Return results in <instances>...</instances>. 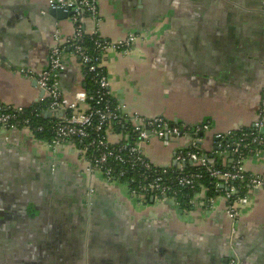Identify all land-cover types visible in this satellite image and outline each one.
Returning <instances> with one entry per match:
<instances>
[{"label": "crops", "instance_id": "obj_1", "mask_svg": "<svg viewBox=\"0 0 264 264\" xmlns=\"http://www.w3.org/2000/svg\"><path fill=\"white\" fill-rule=\"evenodd\" d=\"M50 9L48 0H0V103L44 108L56 118L61 113L47 112L37 74L48 65L56 30L67 38L74 24ZM263 9L262 0H99L100 35H137L129 51L105 55L112 97L130 113L208 124L203 154L228 167L232 154L219 150L217 136L264 118ZM93 25L84 19L87 31ZM63 60V96L89 91L69 48ZM108 136L122 138L115 129ZM153 138L143 148L158 166H175L176 149L192 141L179 136L164 147ZM87 166L73 142L55 147L26 130L0 128V264H75L77 216H86L90 238L102 233L103 264H223L233 255L228 264H264V190L249 194L235 222L223 195L212 207L202 190L188 209L152 196L143 202L125 182ZM244 167L264 178V150L248 155Z\"/></svg>", "mask_w": 264, "mask_h": 264}, {"label": "built area", "instance_id": "obj_2", "mask_svg": "<svg viewBox=\"0 0 264 264\" xmlns=\"http://www.w3.org/2000/svg\"><path fill=\"white\" fill-rule=\"evenodd\" d=\"M48 4L72 12L67 19L74 24L70 37L64 38L62 30H56L49 47L48 65L37 74L47 112L61 115L42 121L44 108L27 110L0 103V128L26 130L34 136L49 134V143L55 147L75 143L87 158L89 173H100L109 181L125 182L132 196L143 202L152 196L155 201L173 200L180 205L178 197L185 189H195L210 177L220 192L218 195H223L227 201V214L236 222L240 207L249 201V194L255 189L264 190V178L247 173L244 167L248 155L264 150L263 115L248 128L217 136L219 140H228L227 146L234 157L228 167H216L203 154L201 146L209 130L208 124L190 126L163 115L146 117L130 113L112 97L105 55L109 51H129L137 35L130 33L120 40L100 35L99 0H48ZM87 17L94 21L90 31L84 26ZM67 48L80 60L84 76L92 84L89 91L77 92L70 99L63 96L59 85ZM82 105L85 107L81 109ZM111 129L122 137L118 142L110 140L108 131ZM184 135L192 137L191 145L176 149L175 166L155 165L145 155L143 144L151 137L160 138L168 145L171 139ZM187 165L195 169L186 171ZM243 183L247 185L246 190ZM201 190L206 192L207 205L214 206L216 197H210L205 187ZM197 192L190 201L192 205Z\"/></svg>", "mask_w": 264, "mask_h": 264}, {"label": "flooded vegetation", "instance_id": "obj_3", "mask_svg": "<svg viewBox=\"0 0 264 264\" xmlns=\"http://www.w3.org/2000/svg\"><path fill=\"white\" fill-rule=\"evenodd\" d=\"M262 2L264 5V0H262ZM86 221V216H77V223L75 226L76 242L74 247L75 264H103L102 233H98L97 238H90ZM31 262L32 264H38L35 259H32ZM106 264H114V261L111 262L108 260Z\"/></svg>", "mask_w": 264, "mask_h": 264}, {"label": "trees", "instance_id": "obj_4", "mask_svg": "<svg viewBox=\"0 0 264 264\" xmlns=\"http://www.w3.org/2000/svg\"><path fill=\"white\" fill-rule=\"evenodd\" d=\"M88 79V78H86ZM88 81V84L90 85V88L92 86L91 84V81L90 79L87 80ZM48 118H45V116H43L41 118L42 121H46ZM40 138H47L49 139L50 138V135L49 134H39L38 135ZM220 142V146H222V148L224 150H227L228 152L231 153L230 151V147L227 146V143H228V140H219ZM230 143V142H229ZM216 167H219V168H225L227 166H220L219 164H215ZM195 168L190 166V165H187V167H185V170L186 171H190V170H194ZM203 187L207 188V192H208V195L210 197H215L217 196L218 194H220V192H218L216 190V187L214 186V181L213 179H211L210 177H206L199 185L196 186L195 189H185L178 197V200H179V203H180V206L183 208V209H188L192 206V204L190 203L195 191H199L201 190ZM243 188L246 190L247 188V185L246 183H243Z\"/></svg>", "mask_w": 264, "mask_h": 264}, {"label": "water", "instance_id": "obj_5", "mask_svg": "<svg viewBox=\"0 0 264 264\" xmlns=\"http://www.w3.org/2000/svg\"><path fill=\"white\" fill-rule=\"evenodd\" d=\"M50 13L51 15H53L54 17H56L59 21L61 20H65L68 18V16L72 13V12H69L67 13L63 8H52L50 9ZM42 93L44 95V90H42ZM219 150H223L222 146L219 147ZM232 154V157H234L233 153ZM177 164V163H176ZM151 201H153V198H151ZM233 256L227 258L224 260V263L223 264H228L229 263V259H231Z\"/></svg>", "mask_w": 264, "mask_h": 264}, {"label": "rangeland", "instance_id": "obj_6", "mask_svg": "<svg viewBox=\"0 0 264 264\" xmlns=\"http://www.w3.org/2000/svg\"><path fill=\"white\" fill-rule=\"evenodd\" d=\"M137 41V40H136ZM135 41V42H136ZM186 125H188V124H186ZM153 139H156L157 141H159L164 147H169L172 143L170 142L168 145H166L165 143H164V141L162 140V139H160V138H157V137H154ZM111 140V139H110ZM112 141V140H111ZM113 142V141H112ZM95 174H100V173H95ZM162 202H166V201H168V200H161ZM158 202H160V201H158ZM243 207L244 206H242V207H240V209H239V211L241 212L242 210H243Z\"/></svg>", "mask_w": 264, "mask_h": 264}]
</instances>
